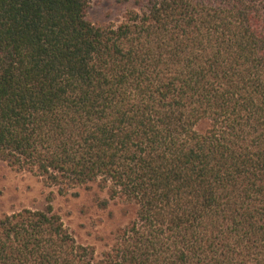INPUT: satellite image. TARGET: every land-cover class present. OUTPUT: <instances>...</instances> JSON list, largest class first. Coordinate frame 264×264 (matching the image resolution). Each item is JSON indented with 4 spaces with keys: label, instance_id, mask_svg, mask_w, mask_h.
Wrapping results in <instances>:
<instances>
[{
    "label": "trees",
    "instance_id": "16d2710c",
    "mask_svg": "<svg viewBox=\"0 0 264 264\" xmlns=\"http://www.w3.org/2000/svg\"><path fill=\"white\" fill-rule=\"evenodd\" d=\"M90 1L0 0V162L133 215L97 256L3 214L0 264H264V0Z\"/></svg>",
    "mask_w": 264,
    "mask_h": 264
},
{
    "label": "rangeland",
    "instance_id": "374dc122",
    "mask_svg": "<svg viewBox=\"0 0 264 264\" xmlns=\"http://www.w3.org/2000/svg\"><path fill=\"white\" fill-rule=\"evenodd\" d=\"M144 0H91L87 19L95 26L107 27L123 20ZM60 197L41 180L25 172H16L0 162V216L27 208L42 210L50 204L75 241L92 248L99 256L111 244L118 228L133 215V209L118 201L108 202L106 190L96 186ZM108 202V203H107Z\"/></svg>",
    "mask_w": 264,
    "mask_h": 264
}]
</instances>
